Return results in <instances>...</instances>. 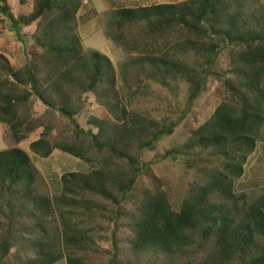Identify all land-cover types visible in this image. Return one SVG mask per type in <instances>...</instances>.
Segmentation results:
<instances>
[{"label": "trees", "instance_id": "obj_1", "mask_svg": "<svg viewBox=\"0 0 264 264\" xmlns=\"http://www.w3.org/2000/svg\"><path fill=\"white\" fill-rule=\"evenodd\" d=\"M244 1L123 7L109 22L110 37L138 54L135 71L124 65L123 81L183 82L191 99L209 75L220 84L223 99L212 116L166 152L172 159L207 155L175 208L163 180L137 189L138 198L135 192L143 151L155 149L173 125L131 113L112 61L84 52L75 26L82 0H33L31 13L18 17L0 0V15L15 30L36 23L20 67L0 54V122L18 144L42 129L29 144L42 158L58 149L90 166L64 173L61 192L50 195L40 191V170L25 149L0 150V264H264V197L240 217L212 201L236 200L235 182L264 122V18L249 22ZM223 47L230 68L219 73L211 66ZM89 95L102 109L88 119L96 132L77 122ZM65 119L69 125L60 128ZM106 239L107 249L99 245Z\"/></svg>", "mask_w": 264, "mask_h": 264}, {"label": "rangeland", "instance_id": "obj_2", "mask_svg": "<svg viewBox=\"0 0 264 264\" xmlns=\"http://www.w3.org/2000/svg\"><path fill=\"white\" fill-rule=\"evenodd\" d=\"M184 1L186 0H82L75 20L76 32L82 40L84 52L97 50L112 61L120 95L130 112L157 119L166 118L172 123V133L164 135L157 142L155 149L143 151V173L138 179L135 192L138 198L137 189H144L152 182H157V179L163 180L172 193V203L175 208L180 205L188 183L194 181L198 165L206 162L207 155L202 156V159L183 156L172 159L166 157V152L182 145L191 130L196 129L212 116L223 99L220 84L214 76L209 75L204 91L198 97L191 99L188 85L183 82L166 88L152 80H146L140 85L138 82L123 81L124 65L130 64L126 67L128 72L135 71L134 66H131V60L138 54L126 50L110 37L109 22L113 11L118 8ZM9 4L14 16L18 17L31 13L33 0H27L25 4H20L18 0H9ZM241 11L249 22H257L264 18V0H245ZM35 27L36 23L23 27L21 32L17 31L9 18L0 15V54L7 58L12 67H20L28 57ZM229 63V48L223 47L211 69L223 73L230 68ZM34 106L38 115L46 110L38 101H35ZM101 112L102 109L95 97L89 95L85 108L77 117V122L84 130L96 132L97 129L88 123V119L91 116H99ZM62 123L60 128H66L69 125L66 119L62 120ZM57 131L55 130L53 134ZM41 132L42 129H39L27 140L18 144L13 139L9 127L0 122V150L14 146L25 149L40 170L42 176L38 184L40 191L50 195L59 194L62 189L61 176L64 173L88 172L90 166L83 160L58 149L54 150L48 158H42L30 151L29 144L38 139ZM235 194L236 200L231 203H227L217 195L212 198V201L223 208L236 209L240 217L249 204L264 197V122L256 147L248 156L244 166V174L235 182ZM132 201H135L133 197L129 200V206L133 204ZM99 245L105 249L110 247L107 239L102 240ZM54 264H67L66 258Z\"/></svg>", "mask_w": 264, "mask_h": 264}]
</instances>
